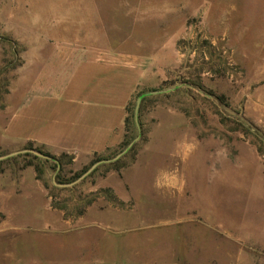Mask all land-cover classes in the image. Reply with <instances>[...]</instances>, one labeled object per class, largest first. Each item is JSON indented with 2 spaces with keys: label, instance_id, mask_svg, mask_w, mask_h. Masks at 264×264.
<instances>
[{
  "label": "rangeland",
  "instance_id": "374dc122",
  "mask_svg": "<svg viewBox=\"0 0 264 264\" xmlns=\"http://www.w3.org/2000/svg\"><path fill=\"white\" fill-rule=\"evenodd\" d=\"M48 43L121 57L139 91L116 150L0 162L1 262L264 264V0H0V102ZM171 88L119 160L54 185L121 152L136 98Z\"/></svg>",
  "mask_w": 264,
  "mask_h": 264
},
{
  "label": "crops",
  "instance_id": "0c3cea01",
  "mask_svg": "<svg viewBox=\"0 0 264 264\" xmlns=\"http://www.w3.org/2000/svg\"><path fill=\"white\" fill-rule=\"evenodd\" d=\"M47 45L50 48L38 49L36 63L26 61L15 72L4 93L0 143L8 144L9 153L30 146L50 156L65 154L74 159L119 148L128 105L139 91L138 75L124 71L121 57L105 63L101 61L104 52H96L92 58L90 51L74 46L60 51L55 44ZM25 174L36 181L31 167ZM6 224H0V233L10 229Z\"/></svg>",
  "mask_w": 264,
  "mask_h": 264
},
{
  "label": "water",
  "instance_id": "95a60500",
  "mask_svg": "<svg viewBox=\"0 0 264 264\" xmlns=\"http://www.w3.org/2000/svg\"><path fill=\"white\" fill-rule=\"evenodd\" d=\"M174 90V88L165 90V91H151V92H147V93H143L140 94L135 101V107H134V121H135V126H136V130H137V136L130 142L128 143V145L118 154H116L113 158L111 159H102L99 161L94 162L85 172H83L78 178H76L74 181L70 182V183H65V184H54L55 186L59 187V188H71L73 186H75L76 184L80 183L82 180H84L88 175H90L98 166L103 165V164H109V163H113L117 160H119L123 155H125L131 148L132 146L140 139L141 136V128L139 125V121H138V114H139V109H140V105L142 100L145 97H149V96H153V95H157V94H161V93H167ZM21 154H31L39 159H43V160H52L50 157L46 156L45 154L35 150V149H23V150H18V151H14L8 154H4L0 156V162L8 160L10 158H13L15 156L21 155Z\"/></svg>",
  "mask_w": 264,
  "mask_h": 264
},
{
  "label": "trees",
  "instance_id": "16d2710c",
  "mask_svg": "<svg viewBox=\"0 0 264 264\" xmlns=\"http://www.w3.org/2000/svg\"><path fill=\"white\" fill-rule=\"evenodd\" d=\"M127 118H126V120H125V135H124V140H123V143H122V145L121 146H123L124 145V142H125V140H126V136H127V131H126V124H127ZM128 145V144H127ZM126 145V146H127ZM37 151H39V150H37ZM39 152H41V151H39ZM42 153V152H41ZM46 156H48V157H50L51 159H54L52 156H50V155H48V154H45ZM100 160V159H99ZM99 160H96V161H99ZM95 161V162H96Z\"/></svg>",
  "mask_w": 264,
  "mask_h": 264
}]
</instances>
